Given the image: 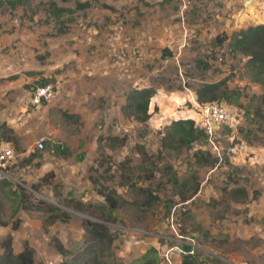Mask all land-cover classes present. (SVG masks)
<instances>
[{"label": "rangeland", "instance_id": "rangeland-1", "mask_svg": "<svg viewBox=\"0 0 264 264\" xmlns=\"http://www.w3.org/2000/svg\"><path fill=\"white\" fill-rule=\"evenodd\" d=\"M50 1L68 9L58 20L48 12ZM261 3L28 0L12 10L0 4V139L17 153L14 181L0 190V252L9 235L13 252L27 242L34 264H72L87 219L109 230L113 258L123 264H180L190 250L195 264H264V100L245 58L229 53L227 40H214L264 21ZM221 78L233 91L217 101L229 118L210 137L177 151L162 148L170 121L198 118L194 88ZM45 85L52 96L32 104L34 89ZM139 87L155 90L157 110L143 123L120 113L125 93ZM60 111L77 117L65 120ZM105 135L124 141L103 143L102 159L97 137ZM101 185L126 203L110 210ZM135 187L157 201L144 206ZM234 187L246 197L228 198L224 189ZM17 193L25 195L21 202ZM68 199L95 209L74 210ZM48 205L67 218L43 229ZM51 236L66 254L49 244Z\"/></svg>", "mask_w": 264, "mask_h": 264}, {"label": "trees", "instance_id": "trees-1", "mask_svg": "<svg viewBox=\"0 0 264 264\" xmlns=\"http://www.w3.org/2000/svg\"><path fill=\"white\" fill-rule=\"evenodd\" d=\"M27 1L28 0H0V4H5L10 10H12L18 5L25 4ZM60 1L64 2L67 0ZM48 6L49 14H51L56 20H58L64 11L68 10L56 6L53 1H50ZM85 7H87L86 3L79 5L80 9ZM214 40L218 44L227 40V51L234 55L239 54L245 58L244 67L248 72L250 80L259 84L261 88L259 98L264 100V22L248 24L243 28L233 31L228 36L220 35ZM193 92L197 103L217 102L219 98H226L233 93L232 90L228 89L225 78H221L214 82H202L194 88ZM154 94L155 90L152 87L130 88L125 93L124 102L120 106L121 115L140 123L146 122L157 110L156 106L151 102ZM60 112V115L65 120H71L77 117L76 114H71L67 111ZM1 128L2 127L0 126V129ZM163 129L164 130L161 131L159 139L160 146L162 148H171L175 151L180 150L182 147L189 146L193 140L199 137L206 138L204 132L195 126L194 121L191 118L172 120ZM8 132L10 133V131ZM1 136H3L2 133ZM123 141L124 137L115 135L97 137V150L99 156L102 157V159L105 157L103 153V143H106L108 147L113 148L121 145ZM197 154V151L193 153L195 159L198 156ZM128 162V158L124 159L122 163L123 166L125 165V167H127ZM184 182L185 181L178 182L177 179H172V183L177 186L179 184L183 185ZM7 185L8 181L1 182L0 190L4 187H8ZM135 188L138 193L143 196L144 206H150L157 201L158 197L152 194L149 190L141 187ZM224 191L230 199L237 200L246 197V190L243 187H234L228 190L224 189ZM98 192L110 210L120 206V204L126 203L125 200L119 198L115 190L107 188L106 185H101ZM18 197L21 202L25 198V195L20 193L18 194ZM181 199H186V196L181 194ZM65 205L81 212L91 211V208L95 209L94 205L75 202L72 201V199H68ZM21 208L27 209L25 206H21ZM46 209L47 211L44 210L42 220L43 229L53 222L54 219L65 220L67 218V215L59 211L57 207L48 205ZM53 211H56L57 213L53 214ZM98 215H102V212L98 213ZM14 226H12V228H14ZM81 227L83 229V234L80 251L72 256V264H123L114 260L111 252L113 236L101 222L84 219L81 222ZM9 244L10 236L6 235L0 252V264H34V251L28 246L26 241L22 243V248L17 252L11 251ZM49 244L60 255L66 254V250L56 237L51 236ZM139 264H151V262L145 259ZM180 264H195V262L193 257L186 252L182 255Z\"/></svg>", "mask_w": 264, "mask_h": 264}, {"label": "built area", "instance_id": "built-area-1", "mask_svg": "<svg viewBox=\"0 0 264 264\" xmlns=\"http://www.w3.org/2000/svg\"><path fill=\"white\" fill-rule=\"evenodd\" d=\"M255 1L261 3L264 0ZM244 2L245 0H243V3ZM251 2H253V0H251ZM51 96L52 92L48 85L36 87L30 95V101L32 104L36 105L41 101L48 100ZM193 105L198 114V118L193 119L194 124L197 128L201 129L207 137H210L215 132L216 128L230 116V112L217 102L197 103L194 98ZM43 145L44 138L42 136L34 141V146L37 149H41ZM16 156L17 153L14 151L12 144L0 139V183L4 181H14L13 169L16 165ZM184 252H191V250Z\"/></svg>", "mask_w": 264, "mask_h": 264}, {"label": "crops", "instance_id": "crops-1", "mask_svg": "<svg viewBox=\"0 0 264 264\" xmlns=\"http://www.w3.org/2000/svg\"><path fill=\"white\" fill-rule=\"evenodd\" d=\"M255 2L257 3V1H255V0H253V2H251V0H247V1L245 0V2H244L243 4H245V5L248 4L249 6H251V5H253ZM261 22H264V21H261Z\"/></svg>", "mask_w": 264, "mask_h": 264}]
</instances>
